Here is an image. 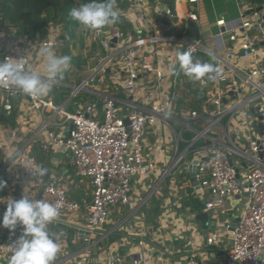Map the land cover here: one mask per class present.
<instances>
[{
	"label": "built area",
	"instance_id": "obj_1",
	"mask_svg": "<svg viewBox=\"0 0 264 264\" xmlns=\"http://www.w3.org/2000/svg\"><path fill=\"white\" fill-rule=\"evenodd\" d=\"M185 2V18L198 22L199 0ZM263 8L260 5L233 19H217L219 29L213 34L212 47H205L200 38L184 41L183 51H190L194 60L212 63L218 70L214 79L205 76L197 83L207 94L200 111L185 108L173 116L171 110L179 96L177 88L185 77L178 61L175 72L173 68L165 72L162 66L141 57L140 49L148 43L147 38L139 36L126 44L124 34L115 26L109 28L110 34L103 38L102 46L108 49L112 45L120 54L124 70L122 104L114 95L101 94L99 106L95 101L77 103L73 111L67 112L51 98H36L19 92L14 86L0 84V109L10 112L13 99L18 98L43 115L45 121L40 125L43 134L39 136L41 149L47 152L53 145L62 148L74 173L87 179L91 186L90 200L72 199L65 181L42 180L34 170L36 164L25 155L30 162L28 173L37 188L36 198L55 205L60 216L53 222H69L76 229L75 240L81 243L78 250L55 258L53 264L98 263L92 258L91 247L107 235L106 226L115 207L130 203L132 177L144 176L151 170L150 162L144 157L142 140L145 130L158 123L169 128L175 140L172 157L161 178L170 172L176 176L181 167L189 171V164L196 160L189 183L198 191L208 193L209 197L204 200L206 209L217 213L244 200L238 219L226 225L230 245L218 264H264V64L257 63L259 57L264 56V19L260 13ZM163 11L171 17L176 15L173 6L165 5ZM0 22H6L1 13ZM248 30L259 37H252ZM102 31V28L95 30V37ZM224 35L230 42L239 40L238 52L225 43ZM149 39L150 43H155L160 36ZM40 44L50 47L54 42L47 39ZM208 53L213 54L211 59L205 57ZM1 57V61L19 59L29 70L30 57L26 52L8 49L1 52ZM110 60L111 56H105L87 80L74 86V95L95 78L103 76ZM147 74L154 77L151 87L155 94L148 106L139 102L140 80ZM197 84L192 87L196 88ZM59 114L68 123L65 131L50 127L52 118ZM196 121H203V125L194 127ZM173 123L180 126L178 131ZM187 130L192 132L189 138L183 135ZM198 141L201 143L197 144ZM179 143H183L184 148L179 149ZM190 152L194 156L185 161ZM74 215L79 217L76 222L67 220ZM1 233L0 258L7 261L22 227L18 225L14 231L1 227ZM220 237L221 231L213 230L207 234L205 242L215 244ZM138 245L149 247L142 239ZM146 260L139 256L137 264ZM110 264H116V259L110 258ZM184 264H200L198 252L189 251Z\"/></svg>",
	"mask_w": 264,
	"mask_h": 264
},
{
	"label": "crops",
	"instance_id": "obj_2",
	"mask_svg": "<svg viewBox=\"0 0 264 264\" xmlns=\"http://www.w3.org/2000/svg\"><path fill=\"white\" fill-rule=\"evenodd\" d=\"M182 7L179 9L178 3ZM169 0H121L116 3L120 13L117 23L106 25L102 34L95 37V30L90 35V30L81 26L63 12H55L47 21L42 14L45 24V35L34 32L31 23L23 24L22 21L12 23L10 20L0 25V61L1 52L8 49L26 52L30 57L29 70L46 77V60L40 56L41 41L50 39L54 42L50 48L57 56L68 55L71 61L62 77H58L49 94L46 96L55 101L61 98L59 88L66 89L62 99L57 104L70 112L77 103L97 101L101 94L114 95L122 104V81L124 70L120 54L111 45L108 49L102 46V40L110 34L111 26L117 27L123 34L124 43H131L136 37H145L148 43L140 49L141 57L152 60L155 65L162 66L165 72L175 65L177 52L183 51L184 41L190 38H200L205 47L213 46V34L219 27L216 20L237 18L241 12H248L260 5L264 0H199L197 7L198 22L185 18L187 3L185 0H173L176 15L171 17L164 13L165 5ZM79 5H76L78 7ZM264 14V8L260 11ZM76 22V23H75ZM192 24L197 29L191 36L187 35V25ZM23 29V30H22ZM88 30V31H87ZM252 37H259L253 30H248ZM151 36H160L155 43H150ZM204 39H208L204 41ZM227 45L239 51V40L230 42L224 35ZM90 56L95 57L91 64ZM111 56L107 62L103 76L95 78L96 84H86L84 88L74 95V86L87 80L94 68ZM89 57V59H88ZM207 59L211 56L206 55ZM82 58L85 59L81 63ZM257 63L264 64V56H260ZM81 70L85 72L76 78L69 77L70 72ZM77 76V75H76ZM139 102L148 106L154 100L152 89L154 77L152 74L142 76L140 80ZM198 81L190 80L186 75L181 86L176 106L171 110L173 116L179 115L181 109H202L207 94L198 86ZM167 85L170 83L166 80ZM196 88L192 86L196 85ZM54 88V90H53ZM99 106V105H98ZM100 114V107H98ZM0 179L6 181V187L0 190V219L7 208L8 199H20L23 196L38 200L35 196L37 188L32 183L28 173L30 162L47 169L41 176L44 181L56 178L65 181L68 185V196L75 200H90L91 186L87 179L77 176L69 163L68 155L62 148L53 145L49 151L44 152L39 144V136L43 134L40 125L45 117L33 111L26 101L13 99L10 112L0 109ZM225 119L223 120V122ZM68 123L59 114L52 118L50 127L55 130H66ZM203 121H196L193 126L199 128ZM237 126L236 121L233 122ZM257 125V124H256ZM176 131L180 126L173 123ZM189 138L192 132H183ZM241 139V136H237ZM144 157L151 164V170L144 176H133L131 179V201L128 205H118L112 211L109 224L106 226L107 235L100 242L91 247L92 258L98 260L97 264H110V258L116 259V264H137L139 256L146 257V262L139 264H184L191 250L198 252L200 264H218L221 256L230 245V234L226 225L237 220L243 201L230 209H221L213 213L204 206V200L209 197L207 192L198 191L189 183V171L181 167L176 176L170 172L163 178L162 171L168 165L175 140L173 132L160 123L147 128L143 134ZM198 141L197 144H200ZM179 143V149L184 148ZM16 152L14 160L8 159V153ZM25 155L31 158L29 162ZM194 155L187 154L185 161ZM205 213L201 218L199 214ZM78 216L67 217L69 221H77ZM48 230L55 234L60 244V251L56 258L75 252L81 246L74 238L76 229L69 222H52ZM220 230L221 237L215 244H206L205 238L210 231ZM2 236L0 227V237ZM145 240L149 247L138 245L139 240ZM0 264L7 261L0 258Z\"/></svg>",
	"mask_w": 264,
	"mask_h": 264
},
{
	"label": "clouds",
	"instance_id": "obj_3",
	"mask_svg": "<svg viewBox=\"0 0 264 264\" xmlns=\"http://www.w3.org/2000/svg\"><path fill=\"white\" fill-rule=\"evenodd\" d=\"M115 5L116 0H89L73 7L69 15L84 28L97 30L118 22L120 13ZM39 54L46 60V77L26 70L19 59L6 58L0 61V84L14 86L19 92L36 98L47 96L57 78L62 77L68 69L71 57L57 56L48 46L41 47ZM208 55L213 56L212 53ZM176 59L179 70L193 81L201 80L205 76L212 80L218 71L212 63L194 60L190 51H178ZM173 71L175 72V65ZM17 155L16 152H10L8 159L12 161ZM34 170L41 176L47 172L46 168L39 165ZM4 187L6 181L0 179V190ZM59 216L58 208L44 200H32L25 196L18 200L8 199L6 211L0 219V227L14 231L19 225L22 233L13 242L12 254L7 264H53L60 251V244L55 234L48 230V225Z\"/></svg>",
	"mask_w": 264,
	"mask_h": 264
},
{
	"label": "trees",
	"instance_id": "obj_4",
	"mask_svg": "<svg viewBox=\"0 0 264 264\" xmlns=\"http://www.w3.org/2000/svg\"><path fill=\"white\" fill-rule=\"evenodd\" d=\"M169 1V6L172 8L173 0ZM87 2H89V0H0V13L5 19L8 18L12 23L16 22V17L22 15L23 24L31 23L33 31H38L40 35L43 36L46 33L43 29V25L45 24V20L42 16L43 12L52 9L55 12L61 11L63 14L70 17L69 12L73 7ZM120 2L121 0H116V3ZM0 25H3V23L0 22ZM193 33H195V37L198 35L196 27L190 23L187 25V35L191 36ZM59 92L61 98H55L56 102L62 99L63 94L66 93V89L61 87L59 88Z\"/></svg>",
	"mask_w": 264,
	"mask_h": 264
},
{
	"label": "rangeland",
	"instance_id": "obj_5",
	"mask_svg": "<svg viewBox=\"0 0 264 264\" xmlns=\"http://www.w3.org/2000/svg\"><path fill=\"white\" fill-rule=\"evenodd\" d=\"M79 5V4H78ZM51 15H52V9H49L48 11H46L45 13H44V18L48 21L49 19H50V17H51ZM17 19H18V21H22V19H23V16L22 15H19L18 17H16ZM9 19L8 18H6V21H8ZM89 30V29H88ZM87 30V31H88ZM90 33V35H92L93 34V30H90V32H88V34ZM206 40H208V39H204V41H206ZM91 58L89 59V57H88V59H89V61L91 62V64H93V63H95V57L94 56H90ZM82 62L81 63H83V61H85V59H83L82 58V60H81ZM83 73H85V72H82L81 70H74V71H72V72H70V73H68L69 74V77H71V78H76L77 79V77H78V75H81V74H83ZM77 75V76H76Z\"/></svg>",
	"mask_w": 264,
	"mask_h": 264
},
{
	"label": "water",
	"instance_id": "obj_6",
	"mask_svg": "<svg viewBox=\"0 0 264 264\" xmlns=\"http://www.w3.org/2000/svg\"><path fill=\"white\" fill-rule=\"evenodd\" d=\"M262 17H263V19H264V14L262 15ZM105 27H106V26H103L102 28L105 29ZM112 41H115V38H112ZM96 82H97V80L95 79L94 82H93V84H96ZM96 103H97V105H100V100H97ZM125 122H126V123L128 122V119H127V118L125 119ZM196 162H197L196 160H193V161L189 164V166H188V169H189V171H190V173H189L190 176H192V175L194 174V172H195V164H196ZM199 217L205 219L206 214H205V213H201V214H199ZM237 219H238V218H237Z\"/></svg>",
	"mask_w": 264,
	"mask_h": 264
},
{
	"label": "bare ground",
	"instance_id": "obj_7",
	"mask_svg": "<svg viewBox=\"0 0 264 264\" xmlns=\"http://www.w3.org/2000/svg\"><path fill=\"white\" fill-rule=\"evenodd\" d=\"M181 4H182L181 1H179V3H178V7H179V9L182 7Z\"/></svg>",
	"mask_w": 264,
	"mask_h": 264
}]
</instances>
